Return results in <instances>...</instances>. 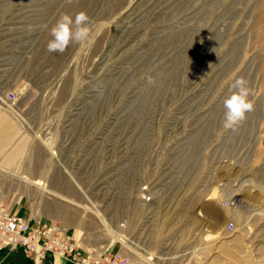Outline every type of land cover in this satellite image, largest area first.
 <instances>
[{
    "label": "rangeland",
    "instance_id": "1",
    "mask_svg": "<svg viewBox=\"0 0 264 264\" xmlns=\"http://www.w3.org/2000/svg\"><path fill=\"white\" fill-rule=\"evenodd\" d=\"M79 12L90 19L88 41L49 52L59 16ZM263 37L264 0H0V137L6 121L14 123L12 135L0 139V157L16 149L8 167L40 177L69 198L39 193L35 211L31 195L17 187L5 194L0 184L4 201L21 214L61 222L90 245L118 251L100 218L77 202L95 205L114 229L129 221L135 199L130 177H177L179 210L198 208L215 183L220 227L234 220L228 233H237L244 224L243 247L250 250L239 261L227 254L217 260L258 264L264 260ZM238 78L246 81L254 111L232 131L223 127L224 100ZM233 168L237 174L227 177ZM247 172L255 175L252 190H259L249 200L258 206L254 218L227 199L225 183ZM51 177H63L71 192ZM121 197L127 210L117 204ZM45 200L60 202L75 218L65 222L42 212ZM198 252L205 261L189 264L219 255L214 246ZM0 264L33 262L20 248H5Z\"/></svg>",
    "mask_w": 264,
    "mask_h": 264
},
{
    "label": "bare ground",
    "instance_id": "2",
    "mask_svg": "<svg viewBox=\"0 0 264 264\" xmlns=\"http://www.w3.org/2000/svg\"><path fill=\"white\" fill-rule=\"evenodd\" d=\"M82 1L83 0H74V2L77 4H80ZM262 69L264 74V62L262 64ZM6 122H9L7 124V132L2 133L3 135H1L0 137L1 141L9 138L13 133L11 129L14 128V123L11 121ZM263 142L264 140H262V143ZM16 153L17 150L14 149L7 152L5 155L3 153L1 156L2 163H0V184H3L5 194L9 193L12 188L16 189L17 187L23 189L33 197L34 210L37 209V206L39 204L37 203V201L35 202V200L39 198V193H46L45 196L50 197L57 196L64 199L68 198H65L67 195H62L57 190L45 186V181H43L40 177H28L20 170H13L12 168L8 167L9 165L16 162ZM226 168L228 167L226 166ZM216 171H219V169ZM236 172H238V169L233 168V170H230V172L227 174V177L230 174L232 175ZM236 174L235 176H237ZM246 175H249L250 177L243 178ZM254 176L255 175L253 174V172H247L245 175H243V177L240 176V178L236 179H232L231 177L233 182L231 181L227 183V181L225 183V185L228 186L230 190V193L227 194V199L229 200V202H238L239 204H241L240 206H246L245 208L253 211L252 217L259 215V212L257 211L258 206L249 201L254 198V196L259 192V190L257 192L256 189L252 190L254 189V186H257ZM175 178L177 177H144V180L141 181L139 177H130V183H132L131 187H134L132 195L135 199L132 203V208L130 210L131 213L128 216L129 221L127 222L128 224L126 226H124V221V223L122 222L121 225L116 223L114 229L111 224L106 221V218L105 221L103 220L100 214L101 212L99 213V209L96 208L95 205H92L93 207L89 208L77 202L76 205L80 204L82 210L83 208L88 209L91 213H94V215H96L98 219L100 218V226H103L102 231H110V235L114 237V239L120 246L118 251H109L103 246V244L100 246H96V244L90 245L89 242L87 243L85 241L88 239H86V237L80 239L75 238L72 232H70L61 222L57 220L43 219V217L41 216H35V218H33V215L27 216L19 213L17 209H13L6 201H4L5 198L3 196V189V194L0 190V217H6L8 214H18L22 217L24 223L27 226L33 225L36 227L43 224H55L56 226L53 228V230L62 231V235L65 239H62L61 236H58L51 242H43L41 248H43V250H47L48 252L56 250V252H52V255L56 256L58 259H61L64 262H70V264H83V256L86 258V260H91V258H99L104 255L114 254H123L124 256L128 257L130 264H163L165 261H168L169 264H189L190 261H193V263H195L194 260H200V262L205 261L204 259H201V252H198V250L206 249L210 246H214L215 252H218L219 255L213 257L210 261H208L207 264H224V262H221V260H217L218 256L224 254L229 255V257L237 255L235 259L238 261L239 259H243V257L245 258L248 251H250L245 250L243 247L244 240L246 239L245 235L247 233V231L244 230L245 225H238L235 230L237 231V233H228L229 230L233 229L234 227V220H228L223 229L225 232H222L223 230L219 225L221 215L218 209L213 204V201H215L214 199L217 197L216 194H218V186L214 185L215 178H212L214 184H211V188L210 190H208L210 192L208 193L207 191V194L205 193L207 196H205L203 200H200L203 202L200 203L201 205L199 204L198 208H192V205L188 204V207L180 210L179 208L174 207L175 202H177L180 197L177 194V186L173 183ZM219 179L222 178L219 177ZM190 180L192 181V178ZM51 182L55 185L62 186V189H64L65 191L71 192L72 190V188L67 185V182L63 177H51ZM236 194H240L241 196H236ZM35 195H37L36 199ZM144 197H155L154 207L151 204H148L145 199H143ZM70 201L73 202V199H70ZM2 204L4 206H2ZM117 204L120 205L121 209H128H126V205L122 197L118 199ZM41 210L48 215L62 218V220H64L65 222H72L73 218H75L71 211H68L63 204L54 200H45L43 204H41ZM230 214H236V210L233 209ZM81 223H83V216L81 219ZM139 223H141L139 228L142 229H140V231L136 235V240L133 239L132 233L136 230ZM120 230H122V233H120ZM9 232L10 230L8 228H0V242L3 245L9 244L12 249L18 250L20 246L16 245L18 244V239L21 237L22 233L9 235ZM135 233H137V231H135ZM31 234L35 235L34 242H37L39 238L36 235L37 233ZM94 236L92 235V233H90V237L93 239H96V237L97 239H99L101 234L96 235L95 238ZM147 238L149 239V242H151V247L149 246V251L144 252L145 246L143 245V242L146 241ZM176 247L177 249L181 250L180 256L178 255V252L173 251ZM159 249L163 251L159 252ZM169 249H171V251H169ZM20 250H22V252L24 253L22 247ZM35 251L39 253L40 249L35 248ZM65 253H68L69 256L65 257ZM46 255L47 252L43 256L44 259ZM44 259L40 264H44ZM257 261L258 264H264V260L262 259H259Z\"/></svg>",
    "mask_w": 264,
    "mask_h": 264
},
{
    "label": "clouds",
    "instance_id": "3",
    "mask_svg": "<svg viewBox=\"0 0 264 264\" xmlns=\"http://www.w3.org/2000/svg\"><path fill=\"white\" fill-rule=\"evenodd\" d=\"M71 2V0H69ZM90 19L85 12H79L73 17L62 13L51 28V39L47 43V50L51 53H63L71 44H81L90 37ZM149 84L154 83L148 77ZM250 90L243 78L236 79L230 88V94L224 100L226 109L223 127L235 131L247 118V114L254 110V105L249 99Z\"/></svg>",
    "mask_w": 264,
    "mask_h": 264
},
{
    "label": "built area",
    "instance_id": "4",
    "mask_svg": "<svg viewBox=\"0 0 264 264\" xmlns=\"http://www.w3.org/2000/svg\"><path fill=\"white\" fill-rule=\"evenodd\" d=\"M6 95H7L6 98L8 101H10V103L15 102L17 96L14 92L9 91ZM143 199H145V201L148 204H151L154 207L155 197H151V198L144 197ZM2 206L4 205L2 204ZM0 218H1L0 228H8L10 230V232L8 233L9 235L22 233L21 237L18 239L19 241L16 246H20V249L21 247L23 248L25 256L31 259L33 264L34 263L40 264L41 261L44 259L43 256L46 252H47V255L48 254L52 255V252H56V250L49 251V252L47 250H43V248H41V245L43 244V242L44 243L51 242L53 239H56L58 236H61L62 239H65L62 235V231L53 230V228L56 226L55 224H43V225L36 226V227L33 225L27 226L24 223L22 217L18 214L16 215L8 214L6 217L2 216ZM33 218H35V216ZM140 225L141 223H139V225L137 226L135 230L137 231V233H135V231L132 233L133 239L137 240L136 235L138 234L140 229H142V228H139ZM31 233H37L36 235L39 237L37 242H34L35 235ZM150 244L151 242H149L148 238L146 239V241L143 242V245L145 246L144 252H147L150 250L149 249ZM5 248L6 250L8 249V251L14 250L9 246V244L3 245L0 242V250H3ZM35 248L40 249V252L37 253L35 251ZM160 251H163V250L159 249V252ZM169 251H171V249H169ZM173 251L178 252L179 256L181 255L180 254L181 250L177 249V247ZM64 256L68 257L69 254L65 253ZM83 264H130V261H129V258L124 256L123 254H114V255H104L99 258H91V260L90 259L86 260V258L83 256ZM163 264H169V262L165 261Z\"/></svg>",
    "mask_w": 264,
    "mask_h": 264
},
{
    "label": "crops",
    "instance_id": "5",
    "mask_svg": "<svg viewBox=\"0 0 264 264\" xmlns=\"http://www.w3.org/2000/svg\"><path fill=\"white\" fill-rule=\"evenodd\" d=\"M21 253H23L22 250H21ZM48 256H51V259ZM46 259H47L46 264H66V263H69V262H64L61 259H58L56 256L50 255V254L46 255V257L44 259V264H45Z\"/></svg>",
    "mask_w": 264,
    "mask_h": 264
}]
</instances>
